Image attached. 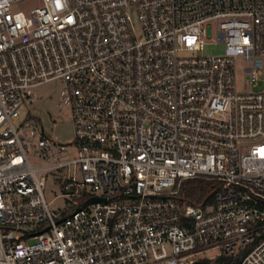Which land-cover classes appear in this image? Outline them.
Masks as SVG:
<instances>
[{"label": "built area", "instance_id": "1", "mask_svg": "<svg viewBox=\"0 0 264 264\" xmlns=\"http://www.w3.org/2000/svg\"><path fill=\"white\" fill-rule=\"evenodd\" d=\"M237 57L264 83V0H0V264H264V92ZM54 81L67 142L27 111Z\"/></svg>", "mask_w": 264, "mask_h": 264}, {"label": "rangeland", "instance_id": "2", "mask_svg": "<svg viewBox=\"0 0 264 264\" xmlns=\"http://www.w3.org/2000/svg\"><path fill=\"white\" fill-rule=\"evenodd\" d=\"M34 2H25L19 4L16 8L19 10H28L35 7ZM133 21L138 26V21L133 13ZM225 53L223 44H210L205 48L204 55L220 56ZM245 62L241 57L236 58L235 67V90L238 93L245 92H264V83L260 82L257 86L252 87L248 82V76L244 73ZM62 85L58 81L50 82L36 89L38 96L34 99L32 105L27 107L28 113L37 119V122L42 131L52 138L67 142L73 137V123L71 113L68 109L63 112L59 111V101L61 97ZM52 119H57L56 124ZM33 163L37 166H43L45 163L42 160L33 158ZM48 183L46 187V198L51 203L52 209L55 211L72 212L75 208V202L64 197L65 191L59 186L57 178L63 177V171L57 173H49ZM218 255V251L208 253L209 257Z\"/></svg>", "mask_w": 264, "mask_h": 264}, {"label": "trees", "instance_id": "3", "mask_svg": "<svg viewBox=\"0 0 264 264\" xmlns=\"http://www.w3.org/2000/svg\"><path fill=\"white\" fill-rule=\"evenodd\" d=\"M213 192L212 182L197 178L188 180L183 184L180 196L188 203L199 205L206 199H209ZM226 258H222L215 264H228ZM201 264H211L210 262H202Z\"/></svg>", "mask_w": 264, "mask_h": 264}, {"label": "water", "instance_id": "4", "mask_svg": "<svg viewBox=\"0 0 264 264\" xmlns=\"http://www.w3.org/2000/svg\"><path fill=\"white\" fill-rule=\"evenodd\" d=\"M100 201H104L106 202V200L104 199H99V198H92L91 200H89L88 202H86L83 206V208H86L88 207L89 205L93 204V203H97V202H100Z\"/></svg>", "mask_w": 264, "mask_h": 264}]
</instances>
